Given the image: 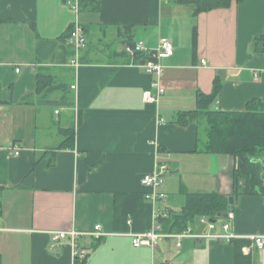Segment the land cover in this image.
<instances>
[{
    "label": "crops",
    "instance_id": "crops-1",
    "mask_svg": "<svg viewBox=\"0 0 264 264\" xmlns=\"http://www.w3.org/2000/svg\"><path fill=\"white\" fill-rule=\"evenodd\" d=\"M68 1L0 0V264H74L70 243L50 232L96 224L99 238L80 239L82 264H236L232 240L251 264H264L253 242L264 235V195L244 194V181L236 191L238 158L205 151L201 124L175 120L216 78L210 108L244 111L259 100L264 110V51L253 45L264 33V0L198 12L173 0H78L76 12ZM75 22L87 39L77 64L68 42ZM161 38L173 54L156 77L124 47L154 49ZM157 162L168 167L163 186L142 185ZM152 192L164 197L152 204ZM190 193L233 196L231 216L214 217L213 229L201 216L188 222L179 246L174 220L157 247L132 245L145 231L133 224L137 200L150 204L152 224L154 210L178 213ZM224 223L231 240L220 236Z\"/></svg>",
    "mask_w": 264,
    "mask_h": 264
},
{
    "label": "trees",
    "instance_id": "trees-1",
    "mask_svg": "<svg viewBox=\"0 0 264 264\" xmlns=\"http://www.w3.org/2000/svg\"><path fill=\"white\" fill-rule=\"evenodd\" d=\"M89 0H80L81 6L91 4ZM174 2L193 8L194 12L213 8L229 7L232 1L240 0H173ZM92 5V4H91ZM254 49L264 51V33L253 40ZM136 60H146L139 58ZM221 82L214 81L210 94L199 93L197 106L194 110L181 111L176 114L178 123L186 124L195 121L201 124L205 131L204 149L213 153H228L238 158L236 173V191L240 190L239 181H244V194L260 193L264 195V110L258 107L259 100L249 101L244 111H223L210 108V104L219 93ZM256 186L258 189H256ZM119 200V199H118ZM121 202V201H120ZM133 224L140 230H148L151 226V206L148 202L136 201ZM228 209L226 197L215 193H190L187 195L184 208L178 213H168L158 217L161 231H170L174 220L177 231L187 228V223L199 216L214 218L219 212ZM123 211V208H121ZM172 226V227H173ZM236 247V264H251V258L241 252V242L232 240ZM84 260L81 261L82 264ZM79 262H77L78 264Z\"/></svg>",
    "mask_w": 264,
    "mask_h": 264
},
{
    "label": "built area",
    "instance_id": "built-area-1",
    "mask_svg": "<svg viewBox=\"0 0 264 264\" xmlns=\"http://www.w3.org/2000/svg\"><path fill=\"white\" fill-rule=\"evenodd\" d=\"M70 7L78 12L79 10V2L78 0L68 1ZM68 42L70 43L73 52L74 59L72 62L77 64V58L79 51L86 45L87 39L82 27H80L76 22L74 23L73 28L70 30L68 35ZM124 50L128 53L132 58H137L136 56H140L139 58H148L146 60L140 61L136 60L137 64L141 66L147 73L159 77L163 71V65L160 62V59L163 57H167L173 54V45L171 41L167 38H161L156 48H147L143 42H137L132 45H125ZM204 59L201 60V63H204ZM154 86H158V83L155 81L153 83ZM158 94L163 92V89L158 87ZM143 99L145 101H153L156 100V97L152 96L150 92H144ZM18 147H12L11 152L14 154H18ZM168 171L167 164L163 162H157L156 167L151 174L144 175L140 180L141 184L150 187V188H159L163 186L164 176ZM264 178V174H263ZM146 199L149 200L152 204L157 199H161L164 197L163 193H148L145 195ZM160 215L165 216V212L153 211L154 222H152L151 227L144 232H136L132 234V245L134 247L147 246L151 248H155L158 246V243L166 238L171 236V234L165 233L161 231L160 225L155 221L157 217ZM231 216V214H229ZM200 221L207 223L210 229L215 228V223L210 222L205 216L200 217ZM222 229L224 230V234L220 235L222 238L231 240L233 238L232 233L229 230V224L224 223L222 225ZM191 230L188 228L186 231L176 235L178 242L177 246L180 245L179 239L182 236L189 235ZM89 235L93 238H99L103 233L101 231V225L96 224L92 231L90 232H79L76 230H54L50 232V239L52 242H59L62 240H67L72 248V261L74 264L84 260L88 254V250L81 244L80 239L84 235ZM254 245L257 248H264V235H255L253 236Z\"/></svg>",
    "mask_w": 264,
    "mask_h": 264
},
{
    "label": "water",
    "instance_id": "water-1",
    "mask_svg": "<svg viewBox=\"0 0 264 264\" xmlns=\"http://www.w3.org/2000/svg\"><path fill=\"white\" fill-rule=\"evenodd\" d=\"M263 171H264V167H263ZM232 211H233V196H229L228 197V209H227V211L219 212L217 214V217L227 218ZM209 221L215 222L216 218H210Z\"/></svg>",
    "mask_w": 264,
    "mask_h": 264
},
{
    "label": "rangeland",
    "instance_id": "rangeland-1",
    "mask_svg": "<svg viewBox=\"0 0 264 264\" xmlns=\"http://www.w3.org/2000/svg\"><path fill=\"white\" fill-rule=\"evenodd\" d=\"M222 221V219L220 218V219H218V222H221Z\"/></svg>",
    "mask_w": 264,
    "mask_h": 264
}]
</instances>
